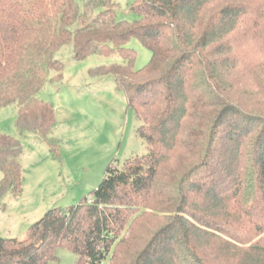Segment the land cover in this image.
I'll return each mask as SVG.
<instances>
[{
    "label": "trees",
    "instance_id": "16d2710c",
    "mask_svg": "<svg viewBox=\"0 0 264 264\" xmlns=\"http://www.w3.org/2000/svg\"><path fill=\"white\" fill-rule=\"evenodd\" d=\"M133 6L129 22L113 0H0V110L16 106L23 133H51L37 95L73 44L77 60L124 57L94 73L114 76L147 145L25 239L0 237V264H49L59 248L78 264H264V0ZM132 38L152 52L140 70ZM20 154L0 133V198L21 190Z\"/></svg>",
    "mask_w": 264,
    "mask_h": 264
},
{
    "label": "rangeland",
    "instance_id": "374dc122",
    "mask_svg": "<svg viewBox=\"0 0 264 264\" xmlns=\"http://www.w3.org/2000/svg\"><path fill=\"white\" fill-rule=\"evenodd\" d=\"M89 1L82 0V7ZM113 2L119 21L140 19L133 9L134 0ZM127 46L136 53L135 70L151 61L152 52L139 39L132 38ZM57 58L64 63L60 79L59 73L51 71L37 95L54 113L47 138L20 130L16 106L0 110V133L19 142L23 174L21 190H8L0 198V237L25 239L31 226L49 210H65L89 197L112 162L123 164L147 153V145L137 133L141 123L129 107L126 93L117 87L114 76L94 73L125 65L124 57L92 54L77 60L73 44H68ZM3 178L0 171V182ZM56 255L57 260L49 264H78L76 254L67 248H59Z\"/></svg>",
    "mask_w": 264,
    "mask_h": 264
}]
</instances>
